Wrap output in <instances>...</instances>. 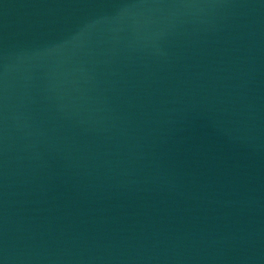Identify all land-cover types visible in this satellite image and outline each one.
Instances as JSON below:
<instances>
[{
	"label": "water",
	"instance_id": "95a60500",
	"mask_svg": "<svg viewBox=\"0 0 264 264\" xmlns=\"http://www.w3.org/2000/svg\"><path fill=\"white\" fill-rule=\"evenodd\" d=\"M0 264H264V0H0Z\"/></svg>",
	"mask_w": 264,
	"mask_h": 264
}]
</instances>
